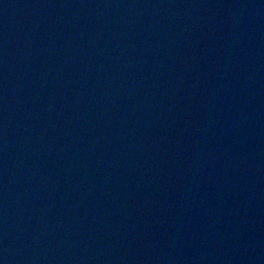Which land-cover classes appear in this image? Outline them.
<instances>
[{"label": "water", "instance_id": "obj_1", "mask_svg": "<svg viewBox=\"0 0 264 264\" xmlns=\"http://www.w3.org/2000/svg\"><path fill=\"white\" fill-rule=\"evenodd\" d=\"M0 264H264V0H0Z\"/></svg>", "mask_w": 264, "mask_h": 264}]
</instances>
